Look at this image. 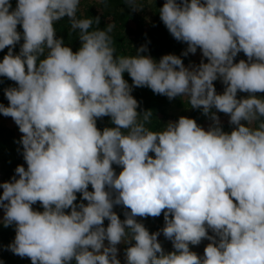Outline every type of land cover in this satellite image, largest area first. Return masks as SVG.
Returning a JSON list of instances; mask_svg holds the SVG:
<instances>
[{
  "label": "clouds",
  "instance_id": "clouds-1",
  "mask_svg": "<svg viewBox=\"0 0 264 264\" xmlns=\"http://www.w3.org/2000/svg\"><path fill=\"white\" fill-rule=\"evenodd\" d=\"M80 7L81 0H18L14 8L0 0V49L11 46L0 75L17 82L5 88L0 112L23 133L27 162L0 185L2 222L16 228L6 247L33 264H121L120 242L126 264H264V96L256 94L264 92V0H165L161 19L187 48L159 59L144 54L147 44L117 55L114 22L93 27L100 17H81ZM65 16L79 29L75 51L56 35ZM198 47L208 59L186 65L183 56ZM241 50L247 59L236 61ZM133 85L183 96L212 123L180 115L152 130L153 112L138 111ZM216 110L230 114V131ZM105 115L114 126L101 129ZM162 210V229L137 219ZM205 237L201 255L190 245Z\"/></svg>",
  "mask_w": 264,
  "mask_h": 264
},
{
  "label": "trees",
  "instance_id": "trees-1",
  "mask_svg": "<svg viewBox=\"0 0 264 264\" xmlns=\"http://www.w3.org/2000/svg\"><path fill=\"white\" fill-rule=\"evenodd\" d=\"M145 5H148L151 9V14L146 12V7H142L138 10H133L128 7L126 0H81V7L78 11V15L85 16H99L100 24H93V27H104L110 22H114L115 27L111 35L114 39V45L117 55H132L135 54L136 48L142 44H147V49L144 54L150 53L156 59H159L162 55L172 52L178 55L183 54V50L187 48V42L179 40L169 31L163 20L161 19L159 8L165 3V0H142ZM18 0H11L12 7L14 8ZM19 31L23 32L21 24L17 25ZM56 35L63 36L65 43L72 46L73 50H77L81 45L79 38V29H72L69 18L65 16L56 21ZM23 43V36L21 40L15 45V52H18L20 45ZM6 46L4 49H0V60L8 52ZM199 48V47H198ZM239 53L237 54V56ZM236 56V57H237ZM235 57V58H236ZM243 57L246 59V54L243 52ZM184 63H190L192 57L190 53L183 56ZM125 78L132 83V77L126 71L124 73ZM17 82L0 75V103L8 104L9 100L5 94V88L11 85H15ZM132 94L139 101L138 111L145 109H151L153 112L152 118L149 122H146L147 126L152 130L162 129L169 120H176L179 116L174 112L176 108H182L187 106L188 102H184L178 95L173 98H169L166 94H160L153 91L148 86H135L133 85ZM202 107V106H201ZM201 107H194L188 116L199 120ZM183 110V108H182ZM4 114L0 112V185L5 180L11 179L15 174V168L17 165L23 163L27 167V162L23 156V145L20 142V137L23 133L20 131L18 124L15 122L13 126H9L1 121V117ZM97 126L103 129L105 126H114L111 122L110 115H105L97 118ZM225 130L230 131L232 126H223ZM154 155V152L151 153ZM116 168L117 174L121 170L122 166L113 164ZM89 189H92V185L89 184ZM3 188L0 186V194H2ZM82 198V193H77V203ZM85 202H87L85 200ZM34 208L43 210L39 201L34 203ZM115 210L124 218L125 206L118 204L114 206ZM130 210V209H129ZM66 211H70L66 209ZM159 222L157 229L163 227L165 220L163 210L160 215L153 216ZM0 217V260L3 264H33L32 260L28 256H20L15 254L10 248L6 247L15 237L16 228L15 225L5 226ZM148 218H151L149 215ZM144 221L150 231H155L156 228L149 227V222L145 217H137ZM150 220V219H149ZM109 220L105 218L104 224L107 226ZM134 243V241H133ZM128 245L125 244L124 249Z\"/></svg>",
  "mask_w": 264,
  "mask_h": 264
},
{
  "label": "crops",
  "instance_id": "crops-1",
  "mask_svg": "<svg viewBox=\"0 0 264 264\" xmlns=\"http://www.w3.org/2000/svg\"><path fill=\"white\" fill-rule=\"evenodd\" d=\"M192 60L190 63H185L188 66H192L194 64H198L201 59L203 58L204 60H207V57H203V53L202 50L200 48H197V51L195 53L189 52ZM247 59V57H246ZM214 84L216 85V90L219 86L225 85L222 81V79H217L214 81ZM244 96L249 95L250 93L248 92H244L242 91ZM257 95H261L264 96V92H257ZM180 96V95H179ZM182 98V100H184V102H188L187 99L183 96H180ZM183 108V110H182ZM182 108H176L175 109V113L177 114V116L180 115H187L189 114V112L194 108L192 107L189 103H187V106L182 107ZM201 110L200 112V116L199 120L197 121L199 124H201L202 126H204L205 128H207L211 123H212V118L210 114H205L202 111V107L199 109ZM215 110V109H214ZM218 111V110H216ZM218 115L220 117L221 123L223 124V126L227 125V126H232L233 124L230 123V114L228 113H224L222 111H218ZM179 118V117H178ZM175 120V119H174ZM177 120V119H176ZM151 216V215H150ZM146 219H148L147 221L149 222V227L151 228H156L155 230H157L158 227V220L156 218H154L153 216H151V218H148V216H145ZM150 219V220H149ZM162 229V228H160ZM209 232L212 233V229L209 228ZM158 239H160L162 241L163 247L165 248L166 251H170L173 249V242L171 239H168L164 236L163 232L161 231L160 235L158 236ZM209 239L207 237L203 238L201 240V242L199 244H193L190 245L192 247L193 250L197 251L199 254H203L205 246L209 243ZM105 243H107V240L105 241ZM125 246L124 242H120L118 244V248H119V252H118V256L121 259V264H126V255H125V251H123V247Z\"/></svg>",
  "mask_w": 264,
  "mask_h": 264
},
{
  "label": "rangeland",
  "instance_id": "rangeland-1",
  "mask_svg": "<svg viewBox=\"0 0 264 264\" xmlns=\"http://www.w3.org/2000/svg\"><path fill=\"white\" fill-rule=\"evenodd\" d=\"M148 2H150V0H148ZM146 7V12L150 15L151 14V9L148 5H145ZM1 121L9 126H13L15 124V120L13 119L12 116L10 115H3L1 117ZM4 212H5V209L0 206V217H3L4 216Z\"/></svg>",
  "mask_w": 264,
  "mask_h": 264
},
{
  "label": "built area",
  "instance_id": "built-area-1",
  "mask_svg": "<svg viewBox=\"0 0 264 264\" xmlns=\"http://www.w3.org/2000/svg\"><path fill=\"white\" fill-rule=\"evenodd\" d=\"M241 58H244V57H243V51H242V50L239 52V55L235 58V60L238 61V60L241 59ZM224 88H225V85L219 86V87L217 88V91H218V92H222V91L224 90ZM237 95H238V97H242V96H244L243 93H242V91H239V90H238Z\"/></svg>",
  "mask_w": 264,
  "mask_h": 264
}]
</instances>
